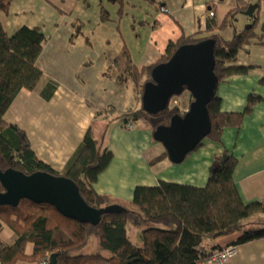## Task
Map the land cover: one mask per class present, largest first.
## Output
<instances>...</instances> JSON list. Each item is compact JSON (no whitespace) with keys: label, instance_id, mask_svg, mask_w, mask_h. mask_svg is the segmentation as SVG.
Masks as SVG:
<instances>
[{"label":"trees","instance_id":"obj_1","mask_svg":"<svg viewBox=\"0 0 264 264\" xmlns=\"http://www.w3.org/2000/svg\"><path fill=\"white\" fill-rule=\"evenodd\" d=\"M12 1L0 0V12L8 14ZM116 1L122 4L124 0ZM148 1L154 3L157 0ZM258 2L255 17L241 29L236 25L237 15L247 10L249 5L237 6L228 12L218 28L224 30L232 26L234 36L231 40H226L220 34L201 36L196 33L182 36L178 41L169 43L161 59L142 69L135 65L125 46L114 59L116 64L124 65L118 78L121 82L133 83L140 105L118 110L114 106L100 107L89 102L97 116L107 121L105 130L110 122L119 120L126 126L145 122L155 131L159 125L169 124L175 114L186 113H181L178 105H172L177 96L173 97L169 109L158 115L147 113L142 106L144 86L152 80V69L168 61L182 45L208 38L215 40L214 70L218 85L231 76L247 75L253 66L240 64L239 54L247 45L261 39L257 28L264 0ZM212 12L215 14V11ZM102 20H109L104 8ZM212 28L209 25V29ZM46 39L43 28L39 26H22L9 34L0 19V169L4 171L13 168L26 174L46 171L65 175L77 183L89 205L104 209L119 204L121 210L104 212L100 223L90 224L68 218L50 204H38L28 199H22L17 207L0 206V232L3 223H6L17 235L15 242L10 245L0 239L1 264H15L19 260L40 263L44 259L50 260L52 254L57 255L56 264H200L222 248L209 246L210 240L235 232L242 233L234 242L236 245L264 238V224H247L249 219L264 213V202L244 200L234 178L237 159L230 153L215 156L205 187L164 180L156 186H137L132 207L95 190L94 184L111 163L113 152L104 145V135L97 138L92 127L85 133L64 172L57 171L41 160L32 148L26 131L15 123H8L4 115L21 90H35L39 85L43 71L37 61ZM260 82L264 83V77ZM56 87L55 82L47 84L46 98L51 96L46 91L51 93ZM258 103H264V96L251 92L242 111L224 112L221 109L222 99L216 92L208 104L212 128L207 138L222 141L224 130L228 127L239 128ZM202 145L203 142L196 150ZM167 157L165 149L151 164ZM0 190L4 191L1 182ZM129 226L141 230V244L131 240ZM93 238L99 240L101 250L111 255L80 254ZM28 243L34 244L32 255L26 254Z\"/></svg>","mask_w":264,"mask_h":264},{"label":"crops","instance_id":"obj_2","mask_svg":"<svg viewBox=\"0 0 264 264\" xmlns=\"http://www.w3.org/2000/svg\"><path fill=\"white\" fill-rule=\"evenodd\" d=\"M57 1L62 3L64 0ZM89 1L75 0L83 10L91 9ZM104 1L101 0L98 5L95 3V6H101L102 3L108 6L109 2L116 0ZM258 1L157 0L153 3L148 0H126L128 10L126 20L130 28H127L126 37L122 40L118 51H104L100 57L102 69L100 73L104 71L100 89L103 88L104 92L109 93L112 89L117 94H123L130 87L134 101L132 107H139L140 103L133 83L121 82L118 78L122 73V71L119 72V66L116 69L117 72L113 69L116 64L115 57L125 46L135 65L142 69L161 59L169 43L178 41L182 36L196 33L201 36L220 34L226 40H231L234 36L232 26L224 30L218 28L228 12L237 6L259 3ZM159 2L160 4H157ZM32 6L33 0H27V2L13 0L8 14L0 12V19L9 34H13L22 26H36L33 23L21 22L18 18V15ZM160 6L166 7L168 12H162ZM212 11H215L214 15H211ZM260 12L257 33L261 39L247 45L239 54V63L253 66L252 70L247 75L226 78L218 85L217 95L222 99L221 109L224 112L242 111L251 92L264 96V83L260 82L264 77V4ZM244 16L245 19H243ZM237 18L236 25L239 29L250 24L252 19L243 12L239 13ZM94 19L97 23H101L98 16ZM81 20L89 24L91 21L90 18H81ZM209 25L213 28L209 29ZM70 54L55 52L45 43L37 61V65L43 71L39 85L35 90H21L4 115L8 123H15L26 131L32 148L41 160L52 165L57 171L64 172L85 133L92 127L97 138L100 139L104 135V145L113 152L111 163L99 175L94 188L99 194L108 195L116 201L123 202L127 207H132L131 202L137 186H156L164 180L205 187L215 156L227 152L237 159L234 178L244 200L264 202V103H258L253 112L245 117L239 128H226L222 141L217 142L206 138L203 145L190 153L182 163H173L167 157L151 164L152 160L165 151L163 144L154 138L151 125L138 122V126L136 123L130 127L115 120L110 122L105 130L107 121L102 116H97L96 110L89 105V102L100 107L117 108V106L112 102L108 103L104 100L97 102L87 98L82 95L83 92L76 89L74 84L79 83V79L75 72L80 64L79 62L75 64ZM86 64H93V62L88 61ZM107 79L109 81H105ZM49 82H55L57 87L51 93L47 90L46 94L51 96L46 98L45 88ZM184 94L183 97L185 96L186 100L190 99V94ZM123 108L122 106L117 109L124 110ZM247 224L250 226L264 224V213L249 219ZM241 234V232H235L221 236L210 240L208 244L223 247L236 242ZM140 236L139 232H134L135 243L139 244ZM16 238L15 231L3 223L0 239L10 245ZM25 251L27 255H32L34 244L28 243ZM15 264L40 263L19 260ZM230 264H264V238L240 244L238 253Z\"/></svg>","mask_w":264,"mask_h":264},{"label":"water","instance_id":"obj_3","mask_svg":"<svg viewBox=\"0 0 264 264\" xmlns=\"http://www.w3.org/2000/svg\"><path fill=\"white\" fill-rule=\"evenodd\" d=\"M259 3H250L243 13L254 18ZM215 40L208 38L180 46L172 57L157 64L151 72L152 80L145 83L143 109L158 115L169 109L174 96L188 91L193 100L184 113L175 114L169 124L159 125L153 135L163 144L170 161L179 164L196 150L211 132L208 104L218 89L215 73ZM0 206L17 207L22 199L54 206L62 215L81 223L98 224L104 212L120 211L119 204L104 209L95 208L83 198L77 183L65 176L46 171L26 174L20 170L0 169ZM57 263V255L50 257Z\"/></svg>","mask_w":264,"mask_h":264},{"label":"rangeland","instance_id":"obj_4","mask_svg":"<svg viewBox=\"0 0 264 264\" xmlns=\"http://www.w3.org/2000/svg\"><path fill=\"white\" fill-rule=\"evenodd\" d=\"M100 1L90 0L89 8L91 9L83 10L81 6L77 5L75 0H64L62 3L57 0H33V6L24 10L18 15V18L21 22L33 23L43 28L47 36L45 43H47L49 49L61 54L65 53V55L71 53L70 56L73 57L75 64L79 62L80 66L76 67L75 72L79 83L74 85L78 91L83 92V94L81 93L82 95L97 102L99 100H104L108 103L112 102L117 108L122 106L124 108L132 107L134 101L133 92L130 87L123 94H117L112 89H110V93L104 92L103 88L100 89L99 87L100 82L103 81L101 76L104 73V71L102 74L100 73L102 70L100 57L104 51H118L122 40L126 37L127 28H130V24L126 20L128 17L126 0L122 4L115 1L109 2L108 6L105 3H102L101 6H95V3L98 5ZM102 7L108 12L109 20L107 21H102ZM163 7L161 6V11L167 12L162 10ZM95 16L100 18L101 23L96 22ZM81 18H90V24L88 22L83 23ZM243 19H245V16ZM88 61L93 62V64L87 65L86 62ZM123 67L124 65L122 64H115L113 69L117 72L116 69L118 68L119 72H121ZM189 94L186 91L184 95ZM190 96L188 100L183 95L175 97L181 113L189 109L190 103L193 100L191 94ZM136 126H138V123ZM135 231L141 235L140 230L129 227V234L134 242H136V238L134 237ZM140 237V242H142V236ZM140 242L138 243L141 244ZM79 253L111 255L110 252L101 250L97 238H93Z\"/></svg>","mask_w":264,"mask_h":264},{"label":"built area","instance_id":"obj_5","mask_svg":"<svg viewBox=\"0 0 264 264\" xmlns=\"http://www.w3.org/2000/svg\"><path fill=\"white\" fill-rule=\"evenodd\" d=\"M163 11H167L168 9L166 7L162 8ZM214 13L211 12V15ZM174 106L178 105L177 99H174ZM130 127L132 125H129ZM238 247L239 245H236L235 243H229L219 250L215 251L209 258L202 261L200 264H230L232 259L237 255L238 253ZM40 264H50L49 259H44Z\"/></svg>","mask_w":264,"mask_h":264},{"label":"flooded vegetation","instance_id":"obj_6","mask_svg":"<svg viewBox=\"0 0 264 264\" xmlns=\"http://www.w3.org/2000/svg\"><path fill=\"white\" fill-rule=\"evenodd\" d=\"M173 100H174V99H173ZM172 105L174 106V101H173Z\"/></svg>","mask_w":264,"mask_h":264}]
</instances>
